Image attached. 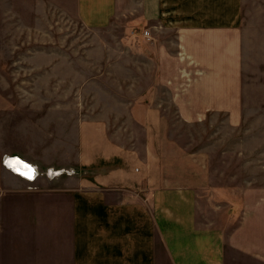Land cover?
Wrapping results in <instances>:
<instances>
[{"label":"crops","instance_id":"1","mask_svg":"<svg viewBox=\"0 0 264 264\" xmlns=\"http://www.w3.org/2000/svg\"><path fill=\"white\" fill-rule=\"evenodd\" d=\"M77 2L89 27L125 18L142 27L118 40L143 47L117 60L123 75L147 78L134 88L139 98L80 116L75 148L66 149L62 132L55 152L48 141L39 150L16 120L0 134V264H264V186L208 187L205 166L191 170L162 130L164 85L181 121L227 112L241 122L242 0ZM156 29L176 31L173 49ZM118 54L105 50L98 75H115ZM132 87L123 84L122 95ZM7 157L35 166V178L7 167Z\"/></svg>","mask_w":264,"mask_h":264},{"label":"rangeland","instance_id":"2","mask_svg":"<svg viewBox=\"0 0 264 264\" xmlns=\"http://www.w3.org/2000/svg\"><path fill=\"white\" fill-rule=\"evenodd\" d=\"M242 5L241 122L231 123L227 112H209L205 120L187 123L177 116L168 86L162 87L160 97L167 118L163 132L178 153L184 152V163L191 170L202 172L205 166L204 180L210 188L264 186V0H242ZM134 28L126 18L107 28L89 27L79 16L77 0H0L2 137L8 136L11 121L16 120L19 134L34 135L39 150H46L48 141L55 152L62 132L68 150L75 148L74 128L80 116L90 115L98 103L113 98H139L134 88L147 77L123 75L128 70L117 60L121 53L129 57L131 46L143 47L139 41L119 43L122 37L142 35L141 26ZM155 34L160 35L158 41L175 47V30L156 29ZM111 48L119 54L113 64L115 75L107 78L98 73L105 68V50ZM106 83L112 85V92L106 91ZM123 84L133 86L124 95Z\"/></svg>","mask_w":264,"mask_h":264},{"label":"built area","instance_id":"3","mask_svg":"<svg viewBox=\"0 0 264 264\" xmlns=\"http://www.w3.org/2000/svg\"><path fill=\"white\" fill-rule=\"evenodd\" d=\"M145 34H146L147 36H149V35H150V31H149L148 29H146V30H145ZM13 162L16 163V157H15V158L7 157V158L4 159V163H5V165H6L7 167H9V168L15 170L14 167H16V166H15V164L12 165ZM10 165H11V166H10ZM30 165H31V164H30ZM31 167H32L33 169H35V166H32V165H31ZM16 170H17V172L20 173V174H21V173H25V172L21 171L20 169H16ZM35 170H36V169H35ZM48 173H49L50 176L54 177V176L59 175V174L61 173V171H60V170H56V171H54V170H52V169H49Z\"/></svg>","mask_w":264,"mask_h":264},{"label":"snow or ice","instance_id":"4","mask_svg":"<svg viewBox=\"0 0 264 264\" xmlns=\"http://www.w3.org/2000/svg\"><path fill=\"white\" fill-rule=\"evenodd\" d=\"M17 162H19V161H17ZM25 168H27L28 171L26 173H21V175H25L28 179H34L35 178V169H33L30 165H25Z\"/></svg>","mask_w":264,"mask_h":264},{"label":"bare ground","instance_id":"5","mask_svg":"<svg viewBox=\"0 0 264 264\" xmlns=\"http://www.w3.org/2000/svg\"><path fill=\"white\" fill-rule=\"evenodd\" d=\"M17 161H19V162H17ZM20 163H24V165H30L29 163H27V162H24V160L23 159H21V158H17L16 157V163H12V165H14L15 164V166L17 167V169H22V167L24 166H21V164ZM31 166V165H30ZM25 167V166H24ZM23 170V169H22ZM23 171H25V169L23 170Z\"/></svg>","mask_w":264,"mask_h":264}]
</instances>
